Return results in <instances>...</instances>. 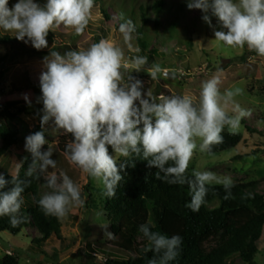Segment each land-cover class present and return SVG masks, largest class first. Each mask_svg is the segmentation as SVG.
I'll return each mask as SVG.
<instances>
[{"label": "clouds", "instance_id": "clouds-1", "mask_svg": "<svg viewBox=\"0 0 264 264\" xmlns=\"http://www.w3.org/2000/svg\"><path fill=\"white\" fill-rule=\"evenodd\" d=\"M8 5L9 0H0V29L41 50L48 47L49 33L61 26L83 34L93 16L94 0H45L43 4L18 0L11 8ZM187 8L201 10L209 26L212 20L208 13L217 18L222 30L214 31L215 40L232 48L247 47L264 57V0H188ZM120 19L123 22L118 30L132 49L130 41L136 26L122 14ZM135 52L140 49L135 48ZM129 62L139 71L148 64V58L136 55ZM44 66L46 70L39 77L41 130L26 136L24 147L32 156L26 176H45L49 191L36 202L46 216L62 219L73 207L85 203L80 186L69 175L49 171L56 168V160L50 147L46 151L42 148L47 143L45 132L50 122L53 130L72 138L65 147L70 164L102 183L108 198L116 195L128 166L127 162L118 163L117 157L133 154L157 169V179L170 185H187L191 200L185 207L193 212L200 210L213 184L223 186L224 199L231 198L235 186L231 177L195 169L189 175L188 169L197 149L211 153L212 146L223 141L225 128L235 134L242 118L250 115L238 104L233 108L234 115L227 111L242 93L240 88L222 93L219 76H213L202 83L198 97L188 93L158 97L151 88L144 91L143 82L131 72L125 73L128 63L123 48L107 39L82 50L50 51ZM159 72L158 66L149 70L152 79ZM24 99L31 104L27 94ZM7 183L0 174V189ZM11 183L10 190L0 191V216H8L9 223L16 227L23 222L19 215L24 203L22 193L31 181L15 175ZM152 229L151 221L139 226L147 241L146 251L154 253L148 264H169L179 255L182 237H168ZM106 236L115 238L110 232Z\"/></svg>", "mask_w": 264, "mask_h": 264}, {"label": "rangeland", "instance_id": "rangeland-1", "mask_svg": "<svg viewBox=\"0 0 264 264\" xmlns=\"http://www.w3.org/2000/svg\"><path fill=\"white\" fill-rule=\"evenodd\" d=\"M131 4L138 1L142 4L156 0H118ZM167 4H186L188 0H165ZM18 0H9L11 8ZM188 9V8H187ZM93 16L83 34L77 35L73 29L63 26L52 33L54 39L48 40V47L36 50L31 42L17 40L15 34L0 29L3 36H11L14 42L0 46V73L3 74L0 83V120L10 129L18 131L21 142L13 146L10 151L0 159V174L3 176L19 175L32 161V156L25 150V137L32 134L34 129L40 127L41 114L34 107L33 87L40 85L39 77L46 70L44 58L50 51L64 53L70 49L82 50L88 48L97 39H107L117 46L123 48L126 63L125 73H130L136 79L143 82V90L151 88L155 95L169 96L182 95L185 93L199 96L201 85L204 81L219 76L220 90L240 88L242 93L234 98V102L228 106L227 111L234 115L233 108L238 104L247 110L250 115L242 118L240 128L232 135L241 137L236 147H218L211 153L195 152L188 173L192 170L212 171L218 176L231 177L236 183H256L255 192L264 194V125L261 119L264 117V57H259L255 52L249 51L247 47L232 48L215 40L214 31L222 30L217 18L211 17L212 26L204 22L203 12L199 9H191L186 18L181 20L179 34L182 44L179 43L178 34L173 39L169 35L160 34L157 40L151 43L147 49H143L133 37L130 43L132 49L124 43L122 34L115 29L114 22L102 24L101 7L99 0H94ZM115 20L116 12L112 8L108 11ZM182 15V14H180ZM109 33L104 37L100 28ZM165 27L163 28V32ZM192 40V47L184 39ZM27 40V37L25 38ZM140 52H135V48ZM136 55L146 56L148 64L144 69L134 70L129 62ZM158 66L160 72L156 79H152L149 70H155ZM167 73V75H165ZM27 94L31 104L27 103L24 95ZM8 103H19L20 106L29 107L28 115H16L14 119H8L3 113V108ZM249 127L257 131L256 134L249 133ZM45 132L47 143L42 151L50 147L53 151L52 159L56 160V168L49 169L59 174L64 171L81 188L82 198L85 200L83 206L73 207L68 215L62 219L55 216H47L54 221L51 227V237L42 244H35L40 239V233L31 224L24 229L20 235L14 236L4 233L0 236V260L7 255L17 253L21 264H90L91 257L97 262L104 263L107 255L119 259H128L130 253L117 238L109 239L106 232L113 234L110 222L106 217L105 207L107 197L104 195L102 183L95 181L70 164L65 156V147L60 140L64 134L62 131L52 129L51 122L46 126ZM41 130V127H40ZM39 130V131H40ZM199 143V141H198ZM3 143L0 140V149ZM110 154L115 155L109 148ZM128 158V157H127ZM125 157H117V162L125 160ZM36 180L38 196L49 191L45 187V176L41 175ZM217 185V184H213ZM107 226V227H104ZM35 244V245H34ZM258 254L254 264H264V231L257 244ZM232 264H246L240 259H234Z\"/></svg>", "mask_w": 264, "mask_h": 264}, {"label": "trees", "instance_id": "trees-1", "mask_svg": "<svg viewBox=\"0 0 264 264\" xmlns=\"http://www.w3.org/2000/svg\"><path fill=\"white\" fill-rule=\"evenodd\" d=\"M37 2L43 4L45 0ZM99 4L102 24L114 22L115 29L119 31V24L123 22L120 19L121 14L125 19L133 21L136 31L132 36L143 49H147L160 34L169 35L171 39L175 38L174 34H178L179 43H183L179 35L182 25L180 17L183 21L190 12L185 3L167 4L165 0H156L147 4L138 1L127 4L118 0H99ZM110 8L116 12L117 20L108 12ZM188 10L189 12L185 13ZM164 27L166 29L163 32ZM99 30L106 38L109 35L107 31H111H104L102 27ZM181 35L184 36V33ZM48 38L54 39V34L50 32ZM185 40L192 47V40ZM10 42H14L11 36H3L0 33V46ZM2 79L3 74L0 73V83ZM32 90L34 107L42 115L40 85ZM3 113L8 119H14L16 115L30 114L29 107L20 106L19 103L6 104ZM261 122L264 125V117ZM39 130L40 127H37L33 133ZM246 130L252 135L257 133L249 127ZM222 135L223 141L213 145L212 150L226 146L234 148L241 141L240 136L227 131ZM71 139L68 134L63 136L60 142L64 146L61 147L64 148ZM0 140L3 143L0 159L21 142L19 132L10 129L1 120ZM123 162L128 165L122 173L124 179L119 183L116 195L107 197L105 212L111 231L122 247L128 250L130 257L119 259L108 254L104 263L91 257L90 264H148L154 253L146 251L147 241L139 231V226L149 221L153 231H159L168 237L177 234L182 237L179 255L169 264H232L234 259L254 264L259 252L257 244L264 231V194L255 192L256 183L234 184L229 199H224L225 191L222 185H211L205 203L198 212H193L185 207L191 200L187 185H170L162 178L157 179V169L148 167L146 160L134 154L118 163ZM18 177L31 181L22 193L24 203L19 215L23 217V222L13 227L8 216H0V236L4 233L18 236L32 224L40 233L41 240L34 241L39 245L51 237L54 221H50L39 208L36 202L39 200L37 182L26 176V168L19 172ZM4 178L8 183L0 191H8L13 187L12 177L5 175ZM0 264L21 263L15 253L5 256L0 260Z\"/></svg>", "mask_w": 264, "mask_h": 264}]
</instances>
